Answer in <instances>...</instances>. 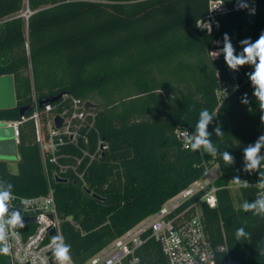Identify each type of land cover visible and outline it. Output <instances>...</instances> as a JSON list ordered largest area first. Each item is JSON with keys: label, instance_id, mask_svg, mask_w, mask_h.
Returning a JSON list of instances; mask_svg holds the SVG:
<instances>
[{"label": "trees", "instance_id": "trees-1", "mask_svg": "<svg viewBox=\"0 0 264 264\" xmlns=\"http://www.w3.org/2000/svg\"><path fill=\"white\" fill-rule=\"evenodd\" d=\"M25 1L0 0V76H14L17 96V107L0 108V119H20L19 107L30 106L29 113L35 96L70 92L95 99L98 129L109 143L88 177L93 195L74 181L51 180L63 236L78 264L157 212L214 164L222 185L234 175L249 182L240 189L243 202L257 198L264 176L235 169L243 167V148L264 133L261 113L250 81L218 107L217 89L227 73L209 49L224 33L237 51L240 40L255 41L264 31V0H258L255 15L228 13L213 34L198 27L209 0H28L33 11L28 21L21 16ZM243 93L252 101L250 112L240 103ZM202 109L216 117L209 131L221 126L223 135L213 134L212 140L236 157L235 169L219 155L193 152L177 139L178 128L195 132ZM19 153L18 172L0 160V180L21 196L47 194L49 180L31 121L21 128ZM218 202L217 208L205 202L201 208L214 245L228 246L219 264H264V218L236 206L230 189L218 191ZM241 226L250 240L235 239ZM140 254L143 264H166L154 239ZM0 264H7V256L0 255Z\"/></svg>", "mask_w": 264, "mask_h": 264}, {"label": "built area", "instance_id": "built-area-1", "mask_svg": "<svg viewBox=\"0 0 264 264\" xmlns=\"http://www.w3.org/2000/svg\"><path fill=\"white\" fill-rule=\"evenodd\" d=\"M222 2L224 0H209L208 13L198 21V27L204 33H219L222 18L232 11H240L238 0H225L221 8L214 10ZM244 2L250 5L254 2L257 12L258 0ZM32 14L33 11L26 0L21 16L28 21ZM209 22L212 24V31L204 29L208 27ZM214 41H221V44L217 46ZM222 46L221 36L212 40L209 49L211 59L224 61L223 55L216 58L215 53L217 48ZM224 66L227 79L222 80L217 89L218 107L227 97L237 92H233L234 84L238 83L240 89L249 81L243 68L238 73H233L225 61ZM224 89H227L228 95ZM58 118L61 125L58 124ZM30 121L34 125L35 142L39 146L49 180V191L38 196H21L14 193L15 198L10 207H22L21 199H28L30 207L24 212V216H35V220L25 222L26 227L19 230L18 240H10L12 251L7 258L11 261L7 264H57L52 255L50 241L53 235H63V232L51 180L56 181L57 177L66 178L68 182L78 183L82 189L93 195L88 177L93 165L109 149V143L98 129L96 111L87 106V100L70 92H64L58 100L43 106L35 96L29 113L16 120L0 119V128H13V138L19 148L21 128ZM193 133L188 127L178 128L175 132L177 139L187 149L190 147L185 145V140ZM18 155L20 158V153ZM206 186L208 189L202 193ZM257 187V197L264 196L262 182H259ZM223 188L231 190L242 187L234 181L223 186H217L213 179L207 183H203L201 179L194 181L169 198L157 212L139 221L82 264H143L140 251L149 239H154L159 244L166 264H219V254L228 253V246L214 245L206 229L201 203L205 202L210 207L217 208L218 191ZM213 203L215 207L212 206ZM71 223L78 228L76 221L71 220ZM73 264L78 263L73 259Z\"/></svg>", "mask_w": 264, "mask_h": 264}, {"label": "clouds", "instance_id": "clouds-1", "mask_svg": "<svg viewBox=\"0 0 264 264\" xmlns=\"http://www.w3.org/2000/svg\"><path fill=\"white\" fill-rule=\"evenodd\" d=\"M224 4L225 0L214 10L221 8ZM238 8L247 10L250 15H255L256 13L254 2L250 5L244 0H238ZM207 24L208 27L204 29L212 31V24L210 22ZM214 43L219 46L221 41H214ZM222 44L223 46L218 47L217 51H215L216 58L223 55L225 64L231 72L238 73L245 66L252 69L246 72L245 75L250 81L252 96L255 98L261 113V125H264V31H261L255 41L251 37L240 40V51H237L228 33L223 34ZM239 87L238 83L234 84L232 86L233 92L238 91ZM224 90L227 92V89ZM240 103L248 106V111L250 112L252 101L247 93L241 95ZM215 120L216 117L208 109H202L195 132L186 138L185 145L190 147L193 152L201 151L202 154L207 153L213 157L219 155L226 166L235 169L236 157L228 150L221 152L213 143V134L219 138L224 133L219 124H216L212 131H209V126ZM242 155L243 167L242 169H235V171H243L249 175L258 173L259 176H264V133L259 135L253 143L245 146ZM233 180L236 185L242 188L250 186L249 182L247 180L242 181L239 175H234ZM262 186H264V182H262ZM13 187L12 183L0 180V255L2 256L10 255L12 251L10 240L13 238L18 240L20 236L19 230L26 227L24 212L30 207V201L26 198L21 199L22 207H10L12 200L15 198ZM212 206L215 207V203ZM242 210L246 213H252L253 216L264 218V196H258L252 201H244ZM235 239L238 242L247 241L251 239V234L245 230L244 226H241L235 231ZM50 246L57 264H73L72 246L66 242L62 234L53 235Z\"/></svg>", "mask_w": 264, "mask_h": 264}, {"label": "water", "instance_id": "water-1", "mask_svg": "<svg viewBox=\"0 0 264 264\" xmlns=\"http://www.w3.org/2000/svg\"><path fill=\"white\" fill-rule=\"evenodd\" d=\"M63 93L48 97V98H40L39 103L41 106L48 102H53L58 100ZM87 106L96 109L98 105L90 100L87 101ZM17 107V96H16V86L13 75H2L0 76V108L8 109ZM30 106H21L19 107L20 116H24ZM58 124L61 125L60 119L58 118ZM14 132L11 127H1L0 128V156L4 159L13 158L17 156L19 153V148L13 138ZM57 182L67 183L68 180L66 178L57 177ZM25 222L34 221L35 216L25 217ZM55 230L53 229L52 232ZM11 261L10 258H7V263Z\"/></svg>", "mask_w": 264, "mask_h": 264}, {"label": "rangeland", "instance_id": "rangeland-1", "mask_svg": "<svg viewBox=\"0 0 264 264\" xmlns=\"http://www.w3.org/2000/svg\"><path fill=\"white\" fill-rule=\"evenodd\" d=\"M92 102H95V99H92L90 100ZM235 144V143H234ZM237 145H242L241 143H237ZM19 155L17 156H14L13 158H9V159H4L0 156V160H4V161H7L9 163V166H10V170L12 172H18V162H19ZM215 165V164H214ZM213 165V166H214ZM211 167L209 172L206 173L202 178H201V181L203 183H207L209 182L211 179L215 180L216 182V185L217 186H223V182H222V172H221V169H220V166L218 164H216L214 167ZM231 192H232V195L234 197V201H235V204L236 206H241L243 204V200H242V197H241V190L240 189H237V188H232L231 189Z\"/></svg>", "mask_w": 264, "mask_h": 264}, {"label": "crops", "instance_id": "crops-1", "mask_svg": "<svg viewBox=\"0 0 264 264\" xmlns=\"http://www.w3.org/2000/svg\"><path fill=\"white\" fill-rule=\"evenodd\" d=\"M215 165H216V164H215ZM215 165H214V166H215ZM214 166H213V167H214Z\"/></svg>", "mask_w": 264, "mask_h": 264}]
</instances>
